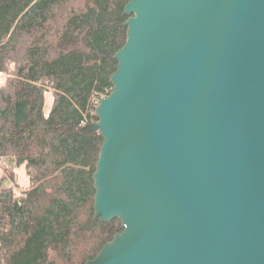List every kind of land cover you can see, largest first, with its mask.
Masks as SVG:
<instances>
[{
	"label": "water",
	"instance_id": "95a60500",
	"mask_svg": "<svg viewBox=\"0 0 264 264\" xmlns=\"http://www.w3.org/2000/svg\"><path fill=\"white\" fill-rule=\"evenodd\" d=\"M83 264H264V0H129Z\"/></svg>",
	"mask_w": 264,
	"mask_h": 264
},
{
	"label": "trees",
	"instance_id": "16d2710c",
	"mask_svg": "<svg viewBox=\"0 0 264 264\" xmlns=\"http://www.w3.org/2000/svg\"><path fill=\"white\" fill-rule=\"evenodd\" d=\"M127 1L0 0V264H83L122 230L93 219L102 138L85 125L112 87Z\"/></svg>",
	"mask_w": 264,
	"mask_h": 264
},
{
	"label": "rangeland",
	"instance_id": "374dc122",
	"mask_svg": "<svg viewBox=\"0 0 264 264\" xmlns=\"http://www.w3.org/2000/svg\"><path fill=\"white\" fill-rule=\"evenodd\" d=\"M5 75L0 73V85L4 82ZM51 102V97L49 93L45 94V111L49 109ZM5 165L0 164V178L2 174H8L9 170L12 168L10 161L8 158H4ZM14 173L16 175L17 183L19 189L26 188L29 185L28 178L25 175L23 166H13ZM10 182V181H9ZM17 189V188H16Z\"/></svg>",
	"mask_w": 264,
	"mask_h": 264
},
{
	"label": "built area",
	"instance_id": "2783aa9c",
	"mask_svg": "<svg viewBox=\"0 0 264 264\" xmlns=\"http://www.w3.org/2000/svg\"><path fill=\"white\" fill-rule=\"evenodd\" d=\"M96 105H97V101H96ZM0 164L5 165L4 157H2V156H0Z\"/></svg>",
	"mask_w": 264,
	"mask_h": 264
}]
</instances>
